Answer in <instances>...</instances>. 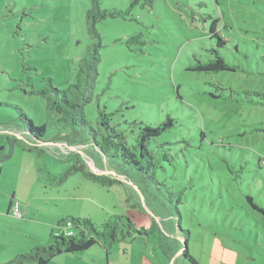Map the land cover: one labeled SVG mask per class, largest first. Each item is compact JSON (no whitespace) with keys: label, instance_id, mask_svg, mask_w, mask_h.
I'll use <instances>...</instances> for the list:
<instances>
[{"label":"rangeland","instance_id":"374dc122","mask_svg":"<svg viewBox=\"0 0 264 264\" xmlns=\"http://www.w3.org/2000/svg\"><path fill=\"white\" fill-rule=\"evenodd\" d=\"M133 1L100 0V6L126 10ZM144 2L126 18L97 24L101 61L86 118L96 129L100 112L111 114L110 123L131 147L141 124L158 125L173 117L174 127L149 143L155 153L169 154L156 172L164 186L151 189L152 206L160 211L171 206V213L181 216L182 228L190 232V255L199 264H264V96L257 95L264 94V0ZM91 8L92 0H0L1 125L19 123L17 108L36 126L54 119L39 93L42 80L53 79L59 89L75 82L79 62L93 43L87 23ZM216 18L227 41L223 47L210 32ZM134 35H141L144 45L131 49L126 41ZM214 49L236 70L189 69L196 61L213 59ZM71 131L53 130L44 138L51 143L67 136L70 161L47 152L37 162L17 149L0 162V211L18 191L20 166L27 165L29 179L23 184L33 187L21 192L25 219L0 215V264L48 245L52 233L67 231L59 226L65 218H90L102 225L126 215L138 227L150 226V209L141 213L134 207L140 195L135 187L105 161L104 171L97 169L77 143L87 135ZM6 134L0 132V153L11 148ZM77 161L123 183L103 187L81 172L66 176ZM34 171L42 176L36 186ZM127 186L136 191L135 198ZM159 237L156 231L135 242L120 241L108 255L96 247L58 256L50 264H173L160 249Z\"/></svg>","mask_w":264,"mask_h":264},{"label":"trees","instance_id":"16d2710c","mask_svg":"<svg viewBox=\"0 0 264 264\" xmlns=\"http://www.w3.org/2000/svg\"><path fill=\"white\" fill-rule=\"evenodd\" d=\"M139 1L134 0L129 8L122 10L117 8L102 9L100 0H92V8L87 13V23L93 43L88 49V55L79 62L75 82L65 89H59L55 87L53 79L43 78L42 80L44 86L39 90V93L46 98L48 112L54 119L47 124L36 126L21 109L17 108L19 113L17 125L3 126L0 124V132L6 131L8 133L6 135L11 147L9 153H1L0 161L10 159L15 149L35 153L39 158L48 152L58 159L70 161L71 156L66 157V155L50 152L45 146L49 142H45L44 138L53 130L66 131L72 129L73 134H81L82 132L87 137L82 138L81 142L77 143L85 146L94 166L104 171L102 162L105 161L110 169L119 175H123L126 182H131L132 187H135V190L139 192L141 197L140 195L137 196L138 203L134 201V207H139L141 213H147L150 209L149 212L152 214L149 215L150 226L138 227L133 219L126 215H115L102 225L95 224L90 218H65L59 222V226H67L72 233L69 234L66 231L62 234L52 233L48 245L37 246L29 252L17 255L5 264H50L58 256L80 254L95 246H101L108 255L116 243L120 241L135 242L154 235L156 231L160 234L158 241L160 249L173 264H199L190 255L189 249L186 248L190 232L182 228L181 216L176 217L172 214L171 206L165 207L166 209H162V211L157 210L150 201L154 195L151 189L161 191L158 186L161 184L164 186L156 172L161 168L164 161H168L169 154L166 151L155 153L150 148L149 143L173 128L175 119L168 116L165 121L158 125L141 124L135 144L130 147L127 145L124 134L110 123L111 114L100 112L96 129L89 124L86 118V107L92 103L95 96L99 75L98 66L101 61L102 38L97 29V24L109 18H126ZM144 1L143 5H152V0ZM210 32L212 37L218 39V47L226 45L227 41L220 34L219 18L212 21ZM126 44L132 49L133 46L144 45V42L141 35H134L127 39ZM212 52L214 53L213 59L207 62L196 61V64L189 69L201 73L236 70V66L230 65L216 49ZM257 95L264 96L260 93ZM20 136L23 137L20 138ZM67 138V136H56L50 142H64L71 145ZM167 144L169 143L159 145V150ZM77 172L83 173L85 177L103 187H112L115 184L123 183L117 177L90 172L79 161L71 163L65 175L68 176ZM127 190L130 197H134L136 191L128 186ZM168 193L171 194L172 192L169 191ZM248 199L257 208L253 199ZM176 209L178 210L177 206ZM183 247L184 250L181 253Z\"/></svg>","mask_w":264,"mask_h":264},{"label":"crops","instance_id":"0c3cea01","mask_svg":"<svg viewBox=\"0 0 264 264\" xmlns=\"http://www.w3.org/2000/svg\"><path fill=\"white\" fill-rule=\"evenodd\" d=\"M21 150V149H20ZM17 149L14 150L12 156L16 153ZM23 151V150H21ZM25 153H28L30 155H32L34 157V159H36L35 161L39 162V157L35 154V153H32V152H27V151H23ZM5 153V152H3ZM6 154V153H5ZM0 156H1V153H0ZM11 159V158H10ZM9 160V159H8ZM6 160V161H8ZM0 162H5V161H0ZM26 166L25 165V169H24V166H20V181H19V185H18V191L15 192L14 196L11 198L10 202H9V205L7 207V210L3 209L2 211H0V215L4 216L5 218H10L12 219L15 218L16 216H13V212H12V206L16 203V202H21L23 204L26 205V202L25 201H22L21 199H24L22 196H21V192L22 191H27V192H31L33 187H29V183H26L25 185L23 184V179L26 178V179H29L28 178V174H27V169H26ZM38 168L37 164H36V169ZM34 176H35V183H34V186H36V183H37V176H39L40 178L42 177L40 175V173H36L34 171ZM46 184V183H45ZM47 185V184H46ZM21 188L23 190H21ZM30 202V201H29ZM22 205V204H21ZM30 207V206H29ZM23 209H24V205H23ZM18 217H16L15 219H17ZM21 219V218H19ZM25 219V217L23 216V218L21 220ZM18 220V219H17ZM98 247L99 249H103L101 246H95L93 247L92 249ZM92 249H90L89 251H91ZM104 250V249H103Z\"/></svg>","mask_w":264,"mask_h":264},{"label":"built area","instance_id":"2783aa9c","mask_svg":"<svg viewBox=\"0 0 264 264\" xmlns=\"http://www.w3.org/2000/svg\"><path fill=\"white\" fill-rule=\"evenodd\" d=\"M46 147H48V149L50 150V152L52 153H57L58 155H66L69 153L70 147L68 144L64 143V142H60V143H49V144H45ZM12 212L14 214V216L18 217V218H23L24 213L21 209V203L16 202L13 206H12ZM66 228H68L66 226ZM66 233H72L69 231V228L67 229Z\"/></svg>","mask_w":264,"mask_h":264},{"label":"water","instance_id":"95a60500","mask_svg":"<svg viewBox=\"0 0 264 264\" xmlns=\"http://www.w3.org/2000/svg\"><path fill=\"white\" fill-rule=\"evenodd\" d=\"M21 138L23 137V136H20ZM91 163L94 165V163L91 161ZM131 183V182H130ZM186 248H188V245L186 246ZM183 250H184V247L182 248V250H181V253L183 252ZM173 263V262H172Z\"/></svg>","mask_w":264,"mask_h":264}]
</instances>
